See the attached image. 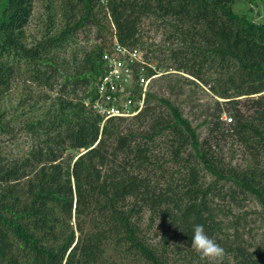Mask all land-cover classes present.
Instances as JSON below:
<instances>
[{
	"label": "trees",
	"instance_id": "trees-1",
	"mask_svg": "<svg viewBox=\"0 0 264 264\" xmlns=\"http://www.w3.org/2000/svg\"><path fill=\"white\" fill-rule=\"evenodd\" d=\"M41 1L34 35L35 0H0V101L20 84L16 104L0 108V264H123V253L145 264H264V244L250 250L237 236L241 216L230 219L241 194L264 209V23L235 12L234 0ZM142 19L165 33L170 66L192 76L164 74L170 91L207 87L232 115L226 128L213 114L199 139L151 91L129 117L93 108L113 43L143 46ZM92 28L100 41L77 46ZM215 131L250 163L224 164ZM195 224L222 257L193 250ZM109 246L117 258L105 256Z\"/></svg>",
	"mask_w": 264,
	"mask_h": 264
},
{
	"label": "rangeland",
	"instance_id": "rangeland-1",
	"mask_svg": "<svg viewBox=\"0 0 264 264\" xmlns=\"http://www.w3.org/2000/svg\"><path fill=\"white\" fill-rule=\"evenodd\" d=\"M41 5V8H40ZM233 9L235 12L239 14H245L247 17H254L258 22L264 23V0H234ZM42 1L35 0L34 8H33V19L29 22L27 31L29 34H39L40 26H39V15L42 12ZM58 21L60 19H57ZM105 29L107 27L113 29V26L110 23V19L106 17L105 19ZM60 25V24H59ZM139 30L141 33V40L143 41V46L141 48H136L142 54V58L147 60V66L150 68L145 67V70L140 73L141 76L147 75L151 70L153 78L150 79L149 83L147 84V90L156 93L157 95L168 96L169 99L179 107V110L182 112V115L187 117L193 127L196 129V133L199 139H203L206 136H210L209 128L211 124V120H215L217 114L219 116V125L222 127H227L229 121L226 119L230 114V111L226 109V105L221 101L222 98H218L221 101L220 107L222 110L217 109L216 105L214 104V96L208 92L207 87H203V91L195 88V86L187 83L183 85L180 89L176 88L174 91H170L169 84L172 82L169 79L164 78V74L171 75L173 73H178V75L186 76L191 78L189 74L185 73L184 71H178L173 66H170V62L168 58H165V54L163 52V48L161 45L164 44V40L166 39L165 33H163L162 29L156 28V24L153 23L150 19H142L139 24ZM37 32V33H36ZM104 32V31H103ZM106 32V31H105ZM83 35V34H82ZM89 37V38H86ZM96 30L92 28L90 34H84L77 38V46L90 47L93 42H99L100 38H96ZM114 39V37H113ZM117 43V42H114ZM113 45L115 46V44ZM70 47L67 48L65 54H69ZM110 59H115L113 54V50L110 56ZM146 62V61H145ZM134 73L136 71L134 70ZM171 77V76H170ZM16 85V83L14 84ZM14 87L13 92L8 97H4L0 101V108L7 107L9 105L16 104L18 96H20V84ZM16 88V89H15ZM144 103L142 108L145 106L146 103V94L144 95ZM88 101H86L87 104ZM154 103V101H153ZM231 122V121H230ZM221 132L215 131L211 137H216L212 140V144L215 147V152L218 153L219 158H221L224 162L230 163L233 167H245L247 164L250 163L249 155L246 154L242 147L234 141L230 137H226L223 139L221 138ZM21 135L18 137L20 138ZM22 139V138H21ZM21 139L19 141V147H22ZM17 145V144H14ZM19 148H14V151L18 150ZM204 174V171H202ZM212 176L206 175L203 177L204 182L208 183L212 180ZM229 185V184H228ZM215 200H219L215 198ZM220 202V200H219ZM218 204H221L222 201ZM232 211L230 219L234 220V216H241L239 218L240 224L237 226V236L240 239L247 240V245L250 247V250L254 248L253 246L264 244V209L255 201V199L249 195L241 194L239 196V203L238 205L231 204ZM233 230L232 228L228 229V232L231 233ZM155 239L158 240V237ZM153 242V241H152ZM111 246L107 248L105 256H111L110 258H117L118 256L113 254ZM120 251V250H119ZM172 255V252L170 253ZM121 258L118 259L119 262L125 264H145L142 257H135V256H128L126 257V253L119 255ZM211 259V258H209ZM199 259L198 261H200ZM193 261H197L194 259Z\"/></svg>",
	"mask_w": 264,
	"mask_h": 264
},
{
	"label": "built area",
	"instance_id": "built-area-1",
	"mask_svg": "<svg viewBox=\"0 0 264 264\" xmlns=\"http://www.w3.org/2000/svg\"><path fill=\"white\" fill-rule=\"evenodd\" d=\"M113 54V60L110 59L111 54L106 56V69L97 86L98 97L92 104L104 119L138 113L144 103L147 84L155 76L151 70L147 75H140L145 67L150 66H147V60L144 61L138 49L115 43ZM231 119L229 116L226 120L230 122Z\"/></svg>",
	"mask_w": 264,
	"mask_h": 264
},
{
	"label": "clouds",
	"instance_id": "clouds-1",
	"mask_svg": "<svg viewBox=\"0 0 264 264\" xmlns=\"http://www.w3.org/2000/svg\"><path fill=\"white\" fill-rule=\"evenodd\" d=\"M191 246L200 256L218 259L223 256L224 249L210 237L201 224H195L192 228Z\"/></svg>",
	"mask_w": 264,
	"mask_h": 264
}]
</instances>
